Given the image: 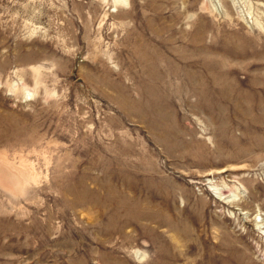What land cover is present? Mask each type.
I'll list each match as a JSON object with an SVG mask.
<instances>
[{"label":"rangeland","instance_id":"374dc122","mask_svg":"<svg viewBox=\"0 0 264 264\" xmlns=\"http://www.w3.org/2000/svg\"><path fill=\"white\" fill-rule=\"evenodd\" d=\"M0 264H264V0H0Z\"/></svg>","mask_w":264,"mask_h":264}]
</instances>
